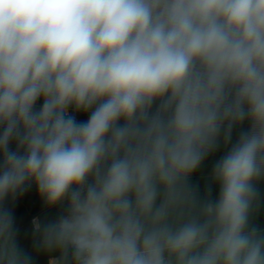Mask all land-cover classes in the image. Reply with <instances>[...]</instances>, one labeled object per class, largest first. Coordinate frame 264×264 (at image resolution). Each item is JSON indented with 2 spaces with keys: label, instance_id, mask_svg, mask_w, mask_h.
<instances>
[{
  "label": "clouds",
  "instance_id": "9594fccd",
  "mask_svg": "<svg viewBox=\"0 0 264 264\" xmlns=\"http://www.w3.org/2000/svg\"><path fill=\"white\" fill-rule=\"evenodd\" d=\"M262 183L264 0H0V264L33 185L48 264H264Z\"/></svg>",
  "mask_w": 264,
  "mask_h": 264
},
{
  "label": "crops",
  "instance_id": "0c3cea01",
  "mask_svg": "<svg viewBox=\"0 0 264 264\" xmlns=\"http://www.w3.org/2000/svg\"><path fill=\"white\" fill-rule=\"evenodd\" d=\"M76 116L77 119L81 121L87 119L86 114L78 113ZM224 151L225 149L221 146L220 149L204 161L198 172L191 178V184L197 187L201 195H203L207 189H210L211 198L215 199L217 197L218 186L211 182L210 175L213 165L220 159ZM259 187L261 192V203L254 222L260 228H264V183ZM8 206L12 208L16 219L18 242L21 248L31 255L32 264H48V257L33 249L32 220L36 217H39L42 221L52 219L61 209L59 207L52 209L46 208L34 185L18 198L14 204L8 202Z\"/></svg>",
  "mask_w": 264,
  "mask_h": 264
}]
</instances>
